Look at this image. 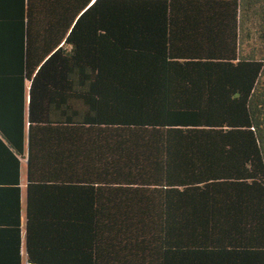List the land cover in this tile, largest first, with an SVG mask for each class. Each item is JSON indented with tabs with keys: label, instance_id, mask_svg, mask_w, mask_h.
I'll list each match as a JSON object with an SVG mask.
<instances>
[{
	"label": "trees",
	"instance_id": "trees-1",
	"mask_svg": "<svg viewBox=\"0 0 264 264\" xmlns=\"http://www.w3.org/2000/svg\"><path fill=\"white\" fill-rule=\"evenodd\" d=\"M0 264H264V0H0Z\"/></svg>",
	"mask_w": 264,
	"mask_h": 264
}]
</instances>
